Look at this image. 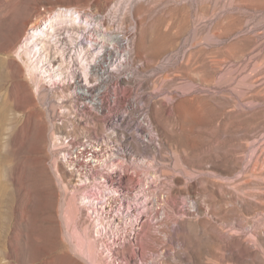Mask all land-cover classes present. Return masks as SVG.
Listing matches in <instances>:
<instances>
[{
	"label": "rangeland",
	"instance_id": "obj_1",
	"mask_svg": "<svg viewBox=\"0 0 264 264\" xmlns=\"http://www.w3.org/2000/svg\"><path fill=\"white\" fill-rule=\"evenodd\" d=\"M66 8L106 15L128 37V58L111 52L120 72L99 49L115 73L105 92L101 74L61 60L47 37L41 50L24 45L40 12ZM0 58L19 116L5 134L2 262L87 264L63 246L61 210L66 193L76 225L98 230L83 208L89 185L121 213L96 234L106 264H264V0H0ZM87 77L93 105L69 85Z\"/></svg>",
	"mask_w": 264,
	"mask_h": 264
},
{
	"label": "bare ground",
	"instance_id": "obj_2",
	"mask_svg": "<svg viewBox=\"0 0 264 264\" xmlns=\"http://www.w3.org/2000/svg\"><path fill=\"white\" fill-rule=\"evenodd\" d=\"M41 16L42 14L40 12L37 15L36 19L31 20L30 24H28L29 26H28V31L26 33V40L24 44L26 48L28 47L29 44L30 46H35L37 50L38 49L41 50L40 44L44 43L43 39L44 37H47V39H49V41L51 42L52 45L51 48H55L57 53L60 54L64 59L67 60L68 57L69 59L75 58L77 61H79L80 64H82L83 66L85 65L86 68H88L91 72H93V74L95 73L97 75L101 74L102 76L103 74H108V68H110V71H112L113 68L109 67V65H101L102 62L100 63L99 61L100 56H98L99 49L102 50L104 49L107 51V48H112L115 46V48L117 49L115 51L118 55L127 56V58L128 56L131 55V45L128 44L129 42L128 37L120 33L113 32L112 30H109L105 25L106 19L104 17L100 18L98 16L92 15L88 11L85 12V11L74 10L69 8L60 10L53 17H49L48 20L42 19ZM75 18L78 19L79 21L77 28H73L65 25L68 21L70 22V20L74 21L75 23L76 20ZM86 28L103 29V31H87V36L86 38H84V31L86 30ZM105 28H107L109 31ZM49 29H51V32L48 33ZM63 35L65 41L60 40L61 36ZM106 42L107 43L109 42L108 43L109 46L106 45ZM84 51H87L88 55H90L89 58L87 57V54ZM34 58L35 57H33V59ZM35 60H33L32 62L33 64L32 69H37L38 71V63L40 61L35 62ZM6 62H7L6 60L0 58V264H14V261L12 260L2 262V259L5 258L8 254L6 246H9L8 232L11 226L12 215H13L12 214L13 196L7 177L9 166H8V161L6 159L7 152L5 151V148L8 142L6 140L5 134L8 133L10 129L9 126L17 123L19 120V116L16 114L17 112L15 113V107L18 103V100L15 97L16 95L13 96L14 93L12 95L7 94L9 93L7 90L9 88L8 82L10 81V72L8 71L9 68L8 70L6 68L7 67ZM28 68L30 69L31 65H29ZM49 76L51 80L52 77L54 76V73L53 74L49 73ZM87 78L90 80V77ZM89 87L90 86L88 84V89ZM99 93H101V91ZM99 97H101L99 98V102L102 103L104 94H99ZM99 161L100 160H98V162ZM83 185L79 186L78 190H81ZM64 192H66V189ZM63 199L64 200L61 210V215L63 217V221L65 225L64 229H62L63 246L67 249H71L75 255H79L81 258L85 260L87 264H106L107 255H105L104 251H102L100 247L99 239L97 238L96 235L98 234L99 229L94 230L93 227L92 230L90 231L89 227L87 226H81V227L77 226L75 220H77L78 214L80 213V207L77 202L78 200L76 201V199H70V198L68 199L66 193ZM84 207L85 205H83V208ZM94 240L96 243L94 242ZM109 251H111L110 248ZM74 264H82V263L76 261ZM152 264H156V263L153 262Z\"/></svg>",
	"mask_w": 264,
	"mask_h": 264
},
{
	"label": "built area",
	"instance_id": "obj_3",
	"mask_svg": "<svg viewBox=\"0 0 264 264\" xmlns=\"http://www.w3.org/2000/svg\"><path fill=\"white\" fill-rule=\"evenodd\" d=\"M92 15L98 16L100 18L101 17H104L105 19L107 18V16L103 15V14H92ZM105 29H107V28H105ZM87 31H103V29L86 28V30L84 31V38H86V36H87ZM60 40L65 41L64 35L61 36ZM107 46H109V45H107ZM52 49L55 50V54L58 56L56 49L55 48H52ZM71 49H72V47H71ZM112 50H117V49L115 48V46L112 48H107L106 61H110V65L112 63H119V72H120L123 64L126 63V61L125 60H115V58H111V51ZM84 52H86L87 57L89 58L90 55H88L87 51H84ZM58 57H60V56H58ZM60 58H61V60H63V57H60ZM67 65H68V68H66V69H69L70 67H73V65H76V64H67ZM112 76H114V74H110V68H108V74H103V88H100V90H103L105 92L106 85L104 82L108 81L109 77H112ZM89 81L90 80H88V78H87L81 82L70 83V85L73 86L74 88L85 89L86 90V96H87V95H89V92H88ZM87 103H89V105H91V103H92V105H93V102L91 101V96H90V100H88ZM95 172L96 171H94V169H93L91 171L90 176L91 177L97 176L98 171L96 173ZM95 190L96 189H92V188L90 189L89 185H86V187L84 188L82 203L85 205V209H86L87 213L89 215H91L93 217V219H95L97 221V227L99 229L98 235L103 236L105 234V232L107 231L105 220L107 219V223L109 225H111V226L115 225L116 227H118L117 222L119 220V216H121V215H116V206L111 204V200L109 197L99 199V198H97V196L95 194V192H96Z\"/></svg>",
	"mask_w": 264,
	"mask_h": 264
}]
</instances>
